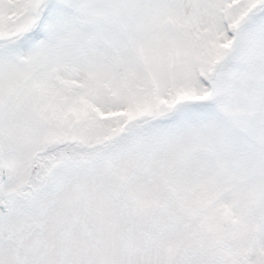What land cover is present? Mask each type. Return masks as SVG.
<instances>
[{"label":"snow or ice","instance_id":"obj_1","mask_svg":"<svg viewBox=\"0 0 264 264\" xmlns=\"http://www.w3.org/2000/svg\"><path fill=\"white\" fill-rule=\"evenodd\" d=\"M0 264H264V0H0Z\"/></svg>","mask_w":264,"mask_h":264}]
</instances>
